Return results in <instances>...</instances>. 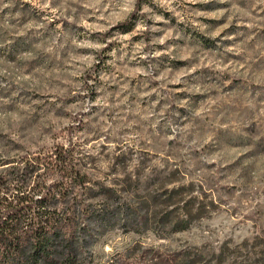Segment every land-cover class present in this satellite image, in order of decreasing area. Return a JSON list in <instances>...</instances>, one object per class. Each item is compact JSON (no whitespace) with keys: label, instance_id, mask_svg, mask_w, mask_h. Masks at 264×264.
Here are the masks:
<instances>
[{"label":"clouds","instance_id":"obj_1","mask_svg":"<svg viewBox=\"0 0 264 264\" xmlns=\"http://www.w3.org/2000/svg\"><path fill=\"white\" fill-rule=\"evenodd\" d=\"M0 264H264V0H0Z\"/></svg>","mask_w":264,"mask_h":264}]
</instances>
